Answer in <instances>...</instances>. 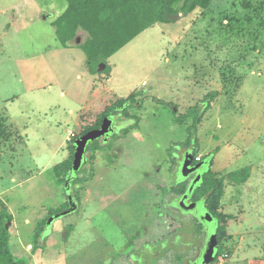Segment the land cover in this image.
<instances>
[{"label": "rangeland", "instance_id": "rangeland-1", "mask_svg": "<svg viewBox=\"0 0 264 264\" xmlns=\"http://www.w3.org/2000/svg\"><path fill=\"white\" fill-rule=\"evenodd\" d=\"M68 6L0 0V210L12 217L14 255L28 264H132L131 247L158 243L177 226L161 203L174 183V157L191 143L199 157L214 154L209 168L226 177L218 209L227 233L211 264H264V0H212L172 23L156 22L110 56L97 78L82 47L89 33L79 27L67 47L57 36ZM119 7L100 10L109 40L94 46L109 50L145 20L137 1ZM132 93L118 106L115 98ZM108 102L131 119L114 126L109 141L88 143L92 162L74 172L81 184L69 185L77 209L48 223L69 208L57 165L73 164L75 139ZM195 105L206 111L197 127L193 116L179 123ZM124 126L128 135L117 138ZM244 167H251L246 182L227 178ZM146 254L137 264L155 263ZM165 254L159 264H174Z\"/></svg>", "mask_w": 264, "mask_h": 264}, {"label": "trees", "instance_id": "trees-1", "mask_svg": "<svg viewBox=\"0 0 264 264\" xmlns=\"http://www.w3.org/2000/svg\"><path fill=\"white\" fill-rule=\"evenodd\" d=\"M132 1L138 2L139 14L142 16L144 21L141 22V25L137 27V30L133 31L126 39L122 40L119 44L111 47L109 50H105L103 47H96L93 45L95 39L100 38L103 36V42L109 40L108 34H104L102 32L103 26V19L101 18L102 8L105 5H109L112 9V12L117 11L119 9V5H123L124 9L126 5H128ZM212 0H188L184 6H179L177 0H68L69 6L65 10L64 14L61 16L65 18L64 24L60 22L57 23L58 18L56 20V33L58 38L60 39L63 45H67L68 41L75 39L76 32L79 27L83 28L85 31L89 33L87 39L83 42L82 47L86 53V63L89 68V71L92 74H96L99 72L98 65L100 62H105L107 64V59L112 56L115 52H117L121 47H123L126 43L132 40L135 36H137L140 32H142L147 27L155 24L156 22H165V23H172L175 21L176 16L179 11H182L185 15H188L192 12L195 8H202L207 9L211 4ZM250 3V4H249ZM248 4H245L246 7L251 6V1ZM119 4V5H118ZM92 7H95L96 10H92ZM93 11L94 13H91ZM99 11V12H98ZM60 18V17H59ZM136 18V16H135ZM134 18V19H135ZM251 19V17H250ZM233 21V19H230ZM120 29H123L121 27ZM100 72H108V64L104 71ZM134 94H130L127 98H118L116 103L119 102L118 106L121 105L123 102H128ZM215 97V93L211 92L208 95V98L213 100ZM121 102V103H120ZM115 103V102H114ZM111 105V104H109ZM108 105V106H109ZM108 106L97 116L96 120L93 123L86 124L82 127L81 132L79 134H85L87 131L100 127L103 119L106 116H115L118 114H122L126 118L131 119V114L127 112V110H123L121 107L111 108ZM111 108V109H110ZM206 112V111H204ZM204 112L199 109L198 105L191 107L186 114L185 117H181L179 119V123H184V118L187 116H193L194 128L197 127L198 123L202 120ZM133 128V127H132ZM129 128L124 127L120 133H116L114 135L117 138L125 137L128 135L130 131ZM1 133V129H0ZM2 134V133H1ZM119 134V135H118ZM76 136V134L74 135ZM78 136V137H79ZM190 141L189 139L187 140ZM191 143L186 144V146H190ZM75 147V145H74ZM194 155L197 156L196 152ZM214 154L205 156L204 158H209V165L212 164ZM72 158L74 156L72 155ZM69 160L63 161L57 168L62 170L65 174L64 181H66L68 173L72 168V161L68 163ZM90 161L88 157V161L85 164H89ZM60 170V171H61ZM251 175V167H244L239 170L231 171L227 174V178H229L233 183L239 184L244 183L248 180ZM78 177L72 178L73 186L80 182L74 181ZM226 177H218L216 173H212L211 169L205 171L201 184L199 186V190L204 192L202 194L206 195L207 206L209 209L216 214V216L220 219L221 225H219L217 229V236L219 245L223 244L222 240L225 237L226 231V224L223 222L225 216L221 213L218 209L221 197L223 195V188H224V180ZM88 180V179H87ZM81 184V183H80ZM77 190V189H76ZM185 189L177 190L178 193H183ZM75 192V189L72 191ZM74 195V194H72ZM68 204V202H67ZM12 217L7 212L6 208H2L0 210V264H28L27 261L24 259H20L14 255L10 248V234L9 229L6 228V223L11 221ZM46 225V224H45ZM45 226L39 227L36 233L37 242L41 239L42 232L44 231ZM42 233V234H41ZM41 234V235H40ZM221 251L217 250L216 258L221 255Z\"/></svg>", "mask_w": 264, "mask_h": 264}, {"label": "flooded vegetation", "instance_id": "flooded-vegetation-1", "mask_svg": "<svg viewBox=\"0 0 264 264\" xmlns=\"http://www.w3.org/2000/svg\"><path fill=\"white\" fill-rule=\"evenodd\" d=\"M187 1L188 0H177V3L181 7L184 6ZM182 14L185 15L182 11H179L177 16ZM78 39L79 38H77V40ZM114 118L119 119L114 126H120L122 125L121 123L124 122V124H126L127 122L125 118H119L118 115H115ZM1 140L2 134L0 133V142ZM182 150L183 152L181 153V156L179 154L177 158L174 157L172 163L173 167L171 169V176L175 177L174 183L172 186H170V189L168 188L169 190L165 193L161 203L163 208L166 209V214L163 216H166L167 219H170V222H175L177 226L173 227L171 231L162 237L158 243H145V245L142 247H136V245L131 247L125 256L129 257L132 264L138 263L137 256L142 252L148 253L152 258L154 256L155 258L153 259H155V263L153 264H159V260L164 258L166 255L165 252L168 251L173 253L172 260L174 264H201L202 256L212 234H216L217 246L219 245L217 229L219 225H221L220 219L209 209L207 206L206 195H202L201 191L199 190L202 177L208 167H210L209 158L195 156L193 149H191L190 146H186L185 148L182 147ZM188 152L192 153L194 156L192 165L202 162V167L197 172L192 173L190 176L183 177L181 174V166L182 161ZM199 173L200 179L195 183L192 191H190L192 181L198 177ZM72 178H75L74 174ZM181 188L185 189L184 192L178 193L177 190H180ZM185 194L187 196L184 199V203H182L181 201ZM66 201L68 202V197ZM201 204H204V212H201V208L199 206ZM209 223L216 224L215 231L212 233L211 228L208 225ZM137 235L138 233L134 234L133 236L135 238L132 240H136ZM217 246L215 249L216 254Z\"/></svg>", "mask_w": 264, "mask_h": 264}, {"label": "water", "instance_id": "water-1", "mask_svg": "<svg viewBox=\"0 0 264 264\" xmlns=\"http://www.w3.org/2000/svg\"><path fill=\"white\" fill-rule=\"evenodd\" d=\"M106 64L101 63L99 66V71H102L105 69ZM116 119L114 116H106L102 123L101 126L98 128L91 129L87 131L85 134L80 135L75 139L74 145H75V152H74V159H73V164L72 168L70 169L67 179H66V184L68 185L67 187V197H68V202H69V208L61 213H58L48 220V223H51L54 218L61 217L64 214H67L71 211H74L77 209V204L75 202L74 196L71 193L70 190V182L72 180V176L74 172H77L81 166L84 163H87L88 157L86 156V148L87 145L90 141H94L96 139L103 138L104 141H107L112 133H114L116 130L114 125L116 124ZM194 156L192 153H186L184 160L182 161V166H181V174L183 177H188L192 173L197 172L201 167H202V162H199L195 165L193 164ZM200 179V173L198 174V177L192 181V186L190 188V191H192L195 183ZM186 194L184 195L182 199V203H184V199L186 198ZM12 222L8 221L6 223V228L9 229V226ZM45 235L42 234L41 237H44ZM216 246H217V237L216 234H212L210 237V240L207 244L206 250L202 256V262L201 264H211L216 256Z\"/></svg>", "mask_w": 264, "mask_h": 264}, {"label": "crops", "instance_id": "crops-1", "mask_svg": "<svg viewBox=\"0 0 264 264\" xmlns=\"http://www.w3.org/2000/svg\"><path fill=\"white\" fill-rule=\"evenodd\" d=\"M56 30V29H55ZM70 41H72V40H70ZM70 41H68V43H67V45H63V46H70ZM86 66H87V63H86ZM87 68H88V66H87ZM88 71H89V68H88ZM90 72V71H89ZM91 73V72H90ZM92 74V73H91ZM93 75H95V77L97 76L98 77V74L96 73V74H93ZM96 77V78H97ZM88 90L90 91V94H91V96H92V94H93V96L94 97H96L97 95H96V89H95V86H94V84H90V86H89V88H88ZM89 98V97H88ZM118 98H120V97H118ZM118 98H115L116 100L118 99ZM85 99V98H84ZM114 99V100H115ZM99 100H97L96 99V102H98ZM112 102V101H111ZM111 102H108V103H106V104H104V106L101 108V110L98 112V115L111 103ZM84 107H86V104L84 105ZM118 117L119 118H125V120H127V122L126 123H129V120L130 119H126V117H124L122 114H118ZM101 140H103V139H101ZM104 141V140H103ZM107 141H109V139L107 140ZM107 141H105V142H107Z\"/></svg>", "mask_w": 264, "mask_h": 264}, {"label": "built area", "instance_id": "built-area-1", "mask_svg": "<svg viewBox=\"0 0 264 264\" xmlns=\"http://www.w3.org/2000/svg\"><path fill=\"white\" fill-rule=\"evenodd\" d=\"M75 134L74 133H71V136H74ZM227 254H225V256H226ZM219 258V257H218Z\"/></svg>", "mask_w": 264, "mask_h": 264}]
</instances>
